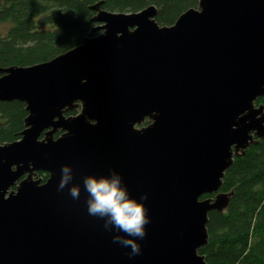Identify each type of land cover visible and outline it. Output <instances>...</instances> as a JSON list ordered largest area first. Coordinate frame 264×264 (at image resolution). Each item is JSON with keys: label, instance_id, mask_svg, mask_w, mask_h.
I'll list each match as a JSON object with an SVG mask.
<instances>
[{"label": "water", "instance_id": "95a60500", "mask_svg": "<svg viewBox=\"0 0 264 264\" xmlns=\"http://www.w3.org/2000/svg\"><path fill=\"white\" fill-rule=\"evenodd\" d=\"M103 3L81 45L0 67V101L28 112L21 139L0 144V264H207L210 213L234 194L225 174L264 139V0H200L164 26L155 4ZM64 165L78 200L57 190ZM112 169L148 197L133 257L87 211L83 178Z\"/></svg>", "mask_w": 264, "mask_h": 264}, {"label": "trees", "instance_id": "16d2710c", "mask_svg": "<svg viewBox=\"0 0 264 264\" xmlns=\"http://www.w3.org/2000/svg\"><path fill=\"white\" fill-rule=\"evenodd\" d=\"M101 0H0V67L31 66L50 61L95 35L96 12L90 5ZM200 0H104L109 11H141L155 4L160 25H172ZM97 35L99 33H96ZM264 104V96L258 104ZM25 102L0 101V144L21 139L28 115ZM79 110L68 114L78 113ZM61 131L56 133L60 135ZM47 180L48 174L39 172ZM223 191H234L226 211L210 213L209 244L200 249L207 264H264V139L235 156L226 172ZM211 195H206L208 197Z\"/></svg>", "mask_w": 264, "mask_h": 264}, {"label": "clouds", "instance_id": "9594fccd", "mask_svg": "<svg viewBox=\"0 0 264 264\" xmlns=\"http://www.w3.org/2000/svg\"><path fill=\"white\" fill-rule=\"evenodd\" d=\"M73 179V168L70 165L62 166L57 190L63 191L67 188L68 194L78 200L81 186L74 183L69 187ZM82 183L83 190L88 194V214L104 220L103 227L106 231L111 233L115 230L113 243L130 248L129 257L140 254L142 247L138 241L146 237V226L151 222L149 208L144 203L148 198L147 194L139 199L132 196L121 174L115 169L110 170L107 175L85 176Z\"/></svg>", "mask_w": 264, "mask_h": 264}, {"label": "rangeland", "instance_id": "374dc122", "mask_svg": "<svg viewBox=\"0 0 264 264\" xmlns=\"http://www.w3.org/2000/svg\"><path fill=\"white\" fill-rule=\"evenodd\" d=\"M11 27V24H0V34L6 35Z\"/></svg>", "mask_w": 264, "mask_h": 264}, {"label": "flooded vegetation", "instance_id": "af4514ba", "mask_svg": "<svg viewBox=\"0 0 264 264\" xmlns=\"http://www.w3.org/2000/svg\"><path fill=\"white\" fill-rule=\"evenodd\" d=\"M5 24H11L10 22H8V23H5ZM12 25V24H11ZM147 122L144 124V125H148L149 123H150V121L149 120H146Z\"/></svg>", "mask_w": 264, "mask_h": 264}, {"label": "bare ground", "instance_id": "6f19581e", "mask_svg": "<svg viewBox=\"0 0 264 264\" xmlns=\"http://www.w3.org/2000/svg\"><path fill=\"white\" fill-rule=\"evenodd\" d=\"M250 146H251V145H250ZM250 146H249V148H250ZM249 148H248V149H249ZM233 195H234V194H233ZM233 195H232V197H233ZM231 199H232V198H231Z\"/></svg>", "mask_w": 264, "mask_h": 264}]
</instances>
